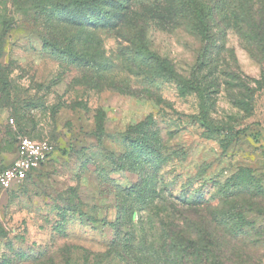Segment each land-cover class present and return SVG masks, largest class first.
I'll use <instances>...</instances> for the list:
<instances>
[{
  "label": "rangeland",
  "instance_id": "1",
  "mask_svg": "<svg viewBox=\"0 0 264 264\" xmlns=\"http://www.w3.org/2000/svg\"><path fill=\"white\" fill-rule=\"evenodd\" d=\"M258 26L264 0H0V169L55 146L0 187V264H264Z\"/></svg>",
  "mask_w": 264,
  "mask_h": 264
},
{
  "label": "built area",
  "instance_id": "2",
  "mask_svg": "<svg viewBox=\"0 0 264 264\" xmlns=\"http://www.w3.org/2000/svg\"><path fill=\"white\" fill-rule=\"evenodd\" d=\"M54 143L48 138H17L15 155L10 163L0 169V187L10 189L29 175H34L54 151Z\"/></svg>",
  "mask_w": 264,
  "mask_h": 264
},
{
  "label": "trees",
  "instance_id": "3",
  "mask_svg": "<svg viewBox=\"0 0 264 264\" xmlns=\"http://www.w3.org/2000/svg\"><path fill=\"white\" fill-rule=\"evenodd\" d=\"M210 29H211V20L208 19V21L204 24V31H206L208 34H210ZM256 34H257V36H259V39H258L257 43L255 44L256 48L259 49L262 54H264V27L258 26L256 29ZM32 138H34V137H32ZM37 175H39V169L36 171V173L34 175H29L24 180L19 182L18 185L24 181H27V180L34 178ZM186 257H187V254L182 252V254H178V256L175 257V260H176V262L183 263V262H185Z\"/></svg>",
  "mask_w": 264,
  "mask_h": 264
}]
</instances>
